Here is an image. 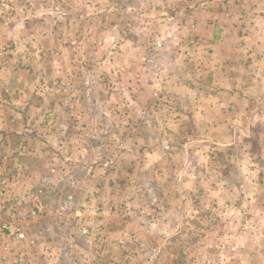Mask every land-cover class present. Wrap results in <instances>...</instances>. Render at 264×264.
Wrapping results in <instances>:
<instances>
[{
	"label": "rangeland",
	"instance_id": "rangeland-1",
	"mask_svg": "<svg viewBox=\"0 0 264 264\" xmlns=\"http://www.w3.org/2000/svg\"><path fill=\"white\" fill-rule=\"evenodd\" d=\"M46 2L70 19L0 38V264H264L260 183L203 122L200 38L160 0ZM25 3L0 0V29Z\"/></svg>",
	"mask_w": 264,
	"mask_h": 264
},
{
	"label": "crops",
	"instance_id": "crops-1",
	"mask_svg": "<svg viewBox=\"0 0 264 264\" xmlns=\"http://www.w3.org/2000/svg\"><path fill=\"white\" fill-rule=\"evenodd\" d=\"M169 1L160 0L156 4L158 11L165 5L170 6L172 13H168L166 20L181 25L186 30V33L181 31L182 34L200 38L199 55L211 53L206 65L212 73L206 86L210 97L201 98L211 101L209 110L213 115L210 113L211 118L205 114L203 122L208 123L209 132L224 135L227 156L235 149L239 151L236 161H233L241 176L239 180L260 183V186L253 184V189L256 188L253 194L260 200L264 198V152L259 154V151H264V0H186L190 3L186 13H180V0ZM22 5L18 6L20 12ZM25 5L28 9L22 15L20 13L18 23L0 29L1 40L17 39L19 34L36 37L28 25V20L32 21L36 16L47 20L49 14L56 22L70 19L67 11L60 10L57 5L50 6L45 0L42 3L27 0ZM94 10L100 14L101 5L94 6ZM183 18L187 21L184 24ZM146 21L155 23L148 30L153 26L158 28L161 23L159 16L154 20L146 18ZM221 52L224 57H220ZM241 193L245 194V190Z\"/></svg>",
	"mask_w": 264,
	"mask_h": 264
},
{
	"label": "built area",
	"instance_id": "built-area-1",
	"mask_svg": "<svg viewBox=\"0 0 264 264\" xmlns=\"http://www.w3.org/2000/svg\"><path fill=\"white\" fill-rule=\"evenodd\" d=\"M1 6L4 8V10H6L7 13L12 12L14 10V7L11 6V4L8 3V2L1 3ZM190 44L196 46V45H198V41L191 40L190 41ZM3 55H5V49H3L2 51H0V56H3ZM43 55H46V54L43 53ZM22 60H23L24 63L25 62H28L29 63V57L26 56V55H23L22 56ZM25 68L26 69L28 68L27 65L25 66ZM6 228H8V227L6 226ZM19 236H20V238H23L24 234L21 233Z\"/></svg>",
	"mask_w": 264,
	"mask_h": 264
}]
</instances>
